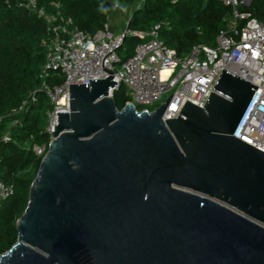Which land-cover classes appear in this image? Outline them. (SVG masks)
<instances>
[{
	"label": "water",
	"instance_id": "obj_1",
	"mask_svg": "<svg viewBox=\"0 0 264 264\" xmlns=\"http://www.w3.org/2000/svg\"><path fill=\"white\" fill-rule=\"evenodd\" d=\"M117 81L70 84L0 264H264V152L233 135L258 86L224 69L165 122L174 94L118 109Z\"/></svg>",
	"mask_w": 264,
	"mask_h": 264
},
{
	"label": "built area",
	"instance_id": "obj_2",
	"mask_svg": "<svg viewBox=\"0 0 264 264\" xmlns=\"http://www.w3.org/2000/svg\"><path fill=\"white\" fill-rule=\"evenodd\" d=\"M220 1L232 8L229 28L220 31L215 46L195 45L186 56L180 57L175 48L160 39L161 24L144 31H132L127 25L123 32L114 33L107 22L91 34L75 26L58 4L48 10L40 6L38 0H18L19 7L44 19L51 35L46 42L48 52L40 78L44 79L55 69L61 70L65 78L62 84L51 86L44 82L42 86L54 105L47 120L51 139L58 113L69 110L70 84H91L90 79H105L113 73L118 81L116 87L109 88V95L114 97L116 89L124 85L129 97L125 105L132 103L139 113L153 112L160 105H167L174 94L163 115L166 122L165 119L180 115L187 100L204 107L226 69L258 86L233 135L264 152V23L249 12L241 11L242 6H250L253 0ZM113 4L115 9L120 6L118 1ZM242 19L246 21L240 26ZM129 35L137 36L139 42L134 54L123 61L119 50ZM34 100L35 95L31 93L16 111L24 110ZM1 121L2 117L0 124ZM2 138L11 140L9 133ZM49 144L35 145L34 150L44 157ZM13 192L14 186L0 179V205Z\"/></svg>",
	"mask_w": 264,
	"mask_h": 264
},
{
	"label": "trees",
	"instance_id": "obj_3",
	"mask_svg": "<svg viewBox=\"0 0 264 264\" xmlns=\"http://www.w3.org/2000/svg\"><path fill=\"white\" fill-rule=\"evenodd\" d=\"M18 0H0V179L14 186L13 194L0 205V255L8 251L18 239L17 220L25 211L30 187L38 173L42 157L35 145L48 146L51 135L47 131L48 114L54 105L43 83L51 86L65 80L61 70H50L40 78L47 58L46 42L51 39L43 18L35 12L19 7ZM134 6L128 28L132 31L151 29L161 24L160 39L186 56L195 45L215 46L221 30L229 28L228 16L232 8L220 0H38L48 10L58 4L64 16L75 26L91 34L108 22L115 10L114 2ZM264 23V0H253L242 6ZM246 19L240 20V26ZM139 38L126 37L119 55L124 61L134 54ZM34 93L35 100L17 112L22 102ZM118 109L129 99L126 87L114 92ZM17 121L15 124L14 122ZM9 133L11 140L2 137Z\"/></svg>",
	"mask_w": 264,
	"mask_h": 264
},
{
	"label": "rangeland",
	"instance_id": "obj_4",
	"mask_svg": "<svg viewBox=\"0 0 264 264\" xmlns=\"http://www.w3.org/2000/svg\"><path fill=\"white\" fill-rule=\"evenodd\" d=\"M141 3H142V0L136 4L141 5ZM133 9H134V6H130L127 3H120V6L109 15L108 24L110 25V28L114 33H121L127 29L128 19L130 18V15ZM117 67H119L118 64H117ZM166 96L167 95L165 94L162 100L165 99Z\"/></svg>",
	"mask_w": 264,
	"mask_h": 264
},
{
	"label": "crops",
	"instance_id": "obj_5",
	"mask_svg": "<svg viewBox=\"0 0 264 264\" xmlns=\"http://www.w3.org/2000/svg\"><path fill=\"white\" fill-rule=\"evenodd\" d=\"M139 1H141V0H139ZM139 1L137 0L136 3H139ZM142 2H143V0H142ZM141 4H142V3H141ZM139 5H140V4H139Z\"/></svg>",
	"mask_w": 264,
	"mask_h": 264
}]
</instances>
